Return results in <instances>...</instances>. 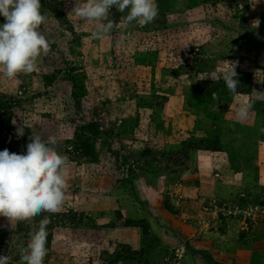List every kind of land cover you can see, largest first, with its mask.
<instances>
[{
  "label": "rangeland",
  "instance_id": "rangeland-1",
  "mask_svg": "<svg viewBox=\"0 0 264 264\" xmlns=\"http://www.w3.org/2000/svg\"><path fill=\"white\" fill-rule=\"evenodd\" d=\"M74 3L41 0L48 50L32 73L0 75V150L55 136L66 160L44 264H188L201 233L241 213V236L253 217L263 234L264 0H156L143 27L112 9L103 39L69 17ZM232 64L235 94L222 78ZM31 232L13 236L12 256Z\"/></svg>",
  "mask_w": 264,
  "mask_h": 264
},
{
  "label": "clouds",
  "instance_id": "clouds-1",
  "mask_svg": "<svg viewBox=\"0 0 264 264\" xmlns=\"http://www.w3.org/2000/svg\"><path fill=\"white\" fill-rule=\"evenodd\" d=\"M112 9L124 14V23L150 24L158 15L156 0H75L69 17L80 22H97L91 37L103 39L115 27L109 19ZM0 75L14 79L18 74L32 73L37 58L48 50L46 37L39 31L46 19L41 12V0H0ZM226 70L223 81L235 94L240 83L235 65ZM212 78V77H211ZM213 79V78H212ZM250 105L237 110L239 119H245ZM15 124V120H13ZM17 136L23 135L21 128ZM57 139L49 136H31L23 153L0 150V216L8 221H29L43 213L56 212L64 202L66 160L55 148ZM45 216L38 228L30 233L26 245L20 249L19 264H44L47 254V224ZM10 257L0 254V264H9Z\"/></svg>",
  "mask_w": 264,
  "mask_h": 264
},
{
  "label": "crops",
  "instance_id": "crops-1",
  "mask_svg": "<svg viewBox=\"0 0 264 264\" xmlns=\"http://www.w3.org/2000/svg\"><path fill=\"white\" fill-rule=\"evenodd\" d=\"M210 151L220 153L219 150ZM226 181L227 180L220 184L217 183L214 185V190L216 189L219 191V187L221 185L224 186ZM210 191L213 192L212 189H210ZM214 208L215 207L205 206L204 210L201 211L203 213H208L210 209L214 210ZM241 214L242 215H229L226 218V222L222 229L216 227L215 229L211 228L210 230L208 229L201 233L199 236L209 239L206 242L207 247L202 249V240L195 241L198 242L200 244L199 246L201 247L196 249V251L192 249L187 252L185 258L188 260V264H209V262H207L209 261L207 260L208 252L211 253L212 258L210 264H260L259 262H254V259L256 258L257 260V258L264 257V232L261 235H259L260 233L257 232L259 231L258 228L261 227V222L259 218L254 219V217L251 219V221L249 220L248 222L253 225V228H251L247 233L244 232L245 236L243 237L241 235L243 230L246 228L244 224L248 223L246 222L247 215L245 214L243 216V213ZM252 220L254 222H252ZM200 221L201 220H199V222ZM194 225L197 228V223ZM247 228L249 229V227ZM195 234L196 233H194V235ZM204 241L206 240H203V242ZM244 257H249V261H243L242 259Z\"/></svg>",
  "mask_w": 264,
  "mask_h": 264
},
{
  "label": "trees",
  "instance_id": "trees-1",
  "mask_svg": "<svg viewBox=\"0 0 264 264\" xmlns=\"http://www.w3.org/2000/svg\"><path fill=\"white\" fill-rule=\"evenodd\" d=\"M0 120H1V113H0ZM1 126H2V124H0V130H2ZM205 149H211V148H205ZM213 150H218V149L213 148ZM45 216H47L49 218V223L47 224V226L49 227L50 223H51L52 214L51 213L47 214L44 212L34 216L29 221H20V222L17 221L16 227H14V228L9 227V226L8 227H0V254H4V255H7L10 257L9 264H14L15 261H17L19 264V257H15V256H12L10 254L13 236L16 233H24L25 234V232L27 233V232L34 231L30 227L31 222H37V227H38L39 221L41 219H43ZM48 239H49V235H48L47 240Z\"/></svg>",
  "mask_w": 264,
  "mask_h": 264
}]
</instances>
